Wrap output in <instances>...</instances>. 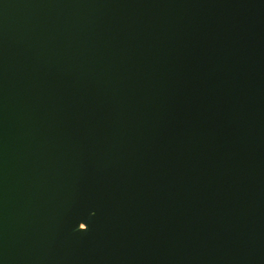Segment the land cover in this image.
I'll use <instances>...</instances> for the list:
<instances>
[{
  "label": "water",
  "instance_id": "water-1",
  "mask_svg": "<svg viewBox=\"0 0 264 264\" xmlns=\"http://www.w3.org/2000/svg\"><path fill=\"white\" fill-rule=\"evenodd\" d=\"M0 264H264V0H0Z\"/></svg>",
  "mask_w": 264,
  "mask_h": 264
}]
</instances>
